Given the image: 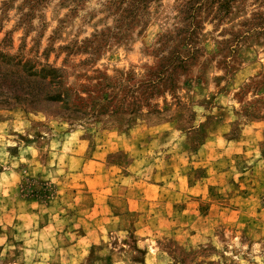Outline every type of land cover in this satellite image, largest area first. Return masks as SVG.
I'll return each instance as SVG.
<instances>
[{"label": "rangeland", "instance_id": "374dc122", "mask_svg": "<svg viewBox=\"0 0 264 264\" xmlns=\"http://www.w3.org/2000/svg\"><path fill=\"white\" fill-rule=\"evenodd\" d=\"M130 1L0 0V264H264V0Z\"/></svg>", "mask_w": 264, "mask_h": 264}, {"label": "trees", "instance_id": "16d2710c", "mask_svg": "<svg viewBox=\"0 0 264 264\" xmlns=\"http://www.w3.org/2000/svg\"><path fill=\"white\" fill-rule=\"evenodd\" d=\"M153 0H131L129 3H132V5L128 6L126 9L127 11V18L132 17L133 20H136V22H139V19H137V16L139 15L138 12L142 10L144 13L148 12L146 8L148 7L149 3ZM141 4V5H140ZM142 23V21H141Z\"/></svg>", "mask_w": 264, "mask_h": 264}]
</instances>
